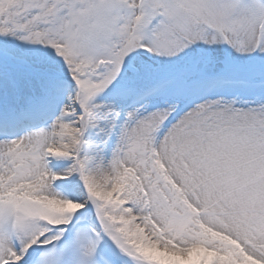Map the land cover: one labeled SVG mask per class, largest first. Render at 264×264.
Instances as JSON below:
<instances>
[{
	"label": "snow or ice",
	"instance_id": "1",
	"mask_svg": "<svg viewBox=\"0 0 264 264\" xmlns=\"http://www.w3.org/2000/svg\"><path fill=\"white\" fill-rule=\"evenodd\" d=\"M0 264H264V0H0Z\"/></svg>",
	"mask_w": 264,
	"mask_h": 264
}]
</instances>
